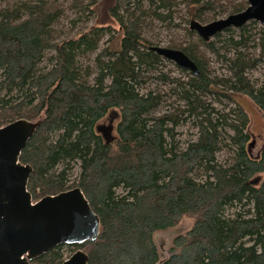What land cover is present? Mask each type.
Returning <instances> with one entry per match:
<instances>
[{
  "label": "trees",
  "instance_id": "1",
  "mask_svg": "<svg viewBox=\"0 0 264 264\" xmlns=\"http://www.w3.org/2000/svg\"><path fill=\"white\" fill-rule=\"evenodd\" d=\"M18 2L0 9V127L37 124L19 156L32 169V201L79 187L100 220L94 240L59 244L29 264H61L64 247L83 250L88 264H264V144L251 155L249 113L240 103L215 105L240 93L264 115V27L249 21L236 36L235 27L224 29L225 53L189 28L192 19L240 12L247 1L70 0L67 7L93 11L95 20L62 40L52 35L62 5ZM149 19L168 29L183 24L188 41L166 47L182 50L198 74L176 65L186 75L172 77L159 68L168 60L150 48L160 44L143 32ZM206 52L223 60L225 75L210 70ZM92 53L95 68L79 59ZM258 69L261 79L252 75ZM153 79L169 85L174 102L146 87ZM110 113L118 120L106 143L96 128ZM187 121L196 135L181 144L176 128ZM185 216L191 227L159 262L156 233Z\"/></svg>",
  "mask_w": 264,
  "mask_h": 264
},
{
  "label": "water",
  "instance_id": "2",
  "mask_svg": "<svg viewBox=\"0 0 264 264\" xmlns=\"http://www.w3.org/2000/svg\"><path fill=\"white\" fill-rule=\"evenodd\" d=\"M247 1L240 12L206 23L192 19L189 28L208 41L226 28L249 21L264 27V0ZM150 48L178 67L198 74L196 64L182 50L160 45ZM36 125L17 119L0 127V264H29L59 244H81L94 240L99 233V217L79 187L32 201L26 188L32 169L20 163L19 156ZM96 129L106 143L114 140L112 125ZM61 264H88V255L77 249Z\"/></svg>",
  "mask_w": 264,
  "mask_h": 264
},
{
  "label": "rangeland",
  "instance_id": "3",
  "mask_svg": "<svg viewBox=\"0 0 264 264\" xmlns=\"http://www.w3.org/2000/svg\"><path fill=\"white\" fill-rule=\"evenodd\" d=\"M20 3L21 1H26V0H0V9L10 6L12 4H17ZM50 2H53L54 5H62L64 7V13L63 15L57 20V22L52 26L53 30V37L56 40H62V39H67L71 37H75L78 32L85 30L86 28L90 27L92 24H94V16L93 14L95 12L93 11H86L84 13L78 12L77 8H69L67 5L69 4L70 0H49ZM105 0H102V2ZM239 1V0H236ZM219 3H224L226 5L227 3H234L235 0H217ZM182 11H184L183 5H180ZM183 13V12H182ZM213 15V11L209 12L208 16L211 17ZM228 13L220 12L217 15H215L214 19L218 18H223L227 16ZM211 21V20H210ZM179 19H174V23H178ZM209 22V21H207ZM206 23V22H205ZM182 25L177 26V27H172V28H167L165 25L158 23L156 21L151 22V20H147L143 24V32L147 35L150 36L153 40L159 41L160 46H166L167 41L170 39H175L179 41H188L187 36H184V32L182 29ZM260 25V24H259ZM232 31H236L233 34L236 36L238 33L236 28H233ZM228 32L227 31H222L220 33V37H212V41H219L216 43V47L221 48L220 51L221 53H225V41H223L224 38L228 37ZM109 36H105L101 43L99 44V49L105 47L108 44V39ZM116 38V37H115ZM114 38V39H115ZM222 39V40H221ZM195 40V38H193ZM117 43V41H115ZM54 52H46L44 59L41 62V67L43 66H49V57L53 54ZM207 53V52H206ZM96 53L89 54L85 57L79 58L80 62L84 65L89 64L92 67L95 68L93 61ZM206 60L208 61L210 70L213 71L215 74L218 75H225L226 74V68L225 64L222 59L217 58L216 55H212L211 53L206 54ZM163 67H159L160 69L163 70L164 73L167 75H170L172 77H185V73H181L178 70V67H176V64L173 63L172 61H165L164 64L162 65ZM95 75V74H93ZM93 75L90 77V80L92 79ZM252 75L255 77H260L261 79V74L260 70H254L252 72ZM146 87L152 88L154 90L158 91H164L167 94L168 97V103L169 102H174L175 98L169 96V85L165 82H162L157 79L150 80L146 83ZM234 101L231 100H225L223 99V103L225 105L221 104H215L217 105V108L220 109H226L228 110L229 107L233 106V102L240 103L249 113V131L252 134V139L253 145L250 147V153L251 155H256L261 146L264 144V115L258 110V108L250 101L249 98L246 96L240 94V93H233L232 94ZM166 104V103H164ZM162 107V109H164ZM118 118L115 115H112L111 113L106 115L103 119H101L98 122V126H103L107 127L108 125L113 126V131L112 135L115 136V124L117 122ZM176 136L175 139H177L181 144H186V142L195 137L196 135V128L193 127V124L191 121L184 122L181 124L179 127L176 128ZM229 153H227L224 150L219 152L218 158L220 161H224L228 157ZM78 174V166L74 167L72 175H71V180L76 179V176ZM121 191V190H119ZM192 224V218H189L188 216L182 217L180 221L173 226L170 229L160 231L156 233L155 235V241L157 243L158 249L160 251V257H159V262L162 261L163 259L167 258L169 255V245L171 243V240L174 236L180 233H184L187 231ZM64 254L65 256H69L71 253L68 250V247H64Z\"/></svg>",
  "mask_w": 264,
  "mask_h": 264
},
{
  "label": "flooded vegetation",
  "instance_id": "4",
  "mask_svg": "<svg viewBox=\"0 0 264 264\" xmlns=\"http://www.w3.org/2000/svg\"><path fill=\"white\" fill-rule=\"evenodd\" d=\"M246 1H247V0H246ZM247 5H248V1H247ZM246 7H247V6H246ZM246 7H245V8H246ZM252 145H253V144H252ZM252 145H251V146H252ZM251 146L248 147V150H250V147H251Z\"/></svg>",
  "mask_w": 264,
  "mask_h": 264
}]
</instances>
